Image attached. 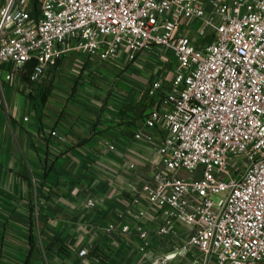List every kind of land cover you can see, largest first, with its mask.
<instances>
[{
    "label": "built area",
    "instance_id": "1",
    "mask_svg": "<svg viewBox=\"0 0 264 264\" xmlns=\"http://www.w3.org/2000/svg\"><path fill=\"white\" fill-rule=\"evenodd\" d=\"M11 1L0 11V67L33 62L34 83L71 53L100 62L170 53L167 92L146 91L157 108L143 126L162 137L133 220L155 208L158 239L181 226V251L201 264H264V0H40L35 17ZM193 22L199 42L184 34Z\"/></svg>",
    "mask_w": 264,
    "mask_h": 264
},
{
    "label": "crops",
    "instance_id": "2",
    "mask_svg": "<svg viewBox=\"0 0 264 264\" xmlns=\"http://www.w3.org/2000/svg\"><path fill=\"white\" fill-rule=\"evenodd\" d=\"M188 29L199 42L198 25ZM172 59L163 48L107 63L71 53L36 83L0 67V264H201L181 251V226L158 239L155 208L133 220L162 137L143 126L157 108L146 91L167 92ZM124 223L128 234L118 232Z\"/></svg>",
    "mask_w": 264,
    "mask_h": 264
},
{
    "label": "rangeland",
    "instance_id": "3",
    "mask_svg": "<svg viewBox=\"0 0 264 264\" xmlns=\"http://www.w3.org/2000/svg\"><path fill=\"white\" fill-rule=\"evenodd\" d=\"M21 1H24L25 2L26 8L27 9L29 8L33 14L36 15L39 12V6H40L39 3H40V0H13V5L16 6ZM101 64H103V63H101ZM211 200L213 202H217V198L216 197H212Z\"/></svg>",
    "mask_w": 264,
    "mask_h": 264
},
{
    "label": "trees",
    "instance_id": "4",
    "mask_svg": "<svg viewBox=\"0 0 264 264\" xmlns=\"http://www.w3.org/2000/svg\"><path fill=\"white\" fill-rule=\"evenodd\" d=\"M32 16L35 17V16H37V14L35 15V14L32 13ZM33 67H34V63H33V62H30V63H28V64L23 68V70H26V72H27L29 75H31L32 72H33Z\"/></svg>",
    "mask_w": 264,
    "mask_h": 264
},
{
    "label": "water",
    "instance_id": "5",
    "mask_svg": "<svg viewBox=\"0 0 264 264\" xmlns=\"http://www.w3.org/2000/svg\"><path fill=\"white\" fill-rule=\"evenodd\" d=\"M11 3H13V0L11 1Z\"/></svg>",
    "mask_w": 264,
    "mask_h": 264
}]
</instances>
